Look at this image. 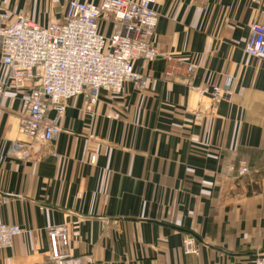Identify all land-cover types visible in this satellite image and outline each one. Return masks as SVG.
<instances>
[{"label": "crops", "instance_id": "obj_1", "mask_svg": "<svg viewBox=\"0 0 264 264\" xmlns=\"http://www.w3.org/2000/svg\"><path fill=\"white\" fill-rule=\"evenodd\" d=\"M70 1L0 0V14L46 27ZM155 9L158 56L134 64L145 86L101 91L94 104L86 94L67 100L51 142L20 133L29 90L8 81L0 60V222L22 230L0 264H51L47 231L56 226L81 264L264 257V61L243 51L250 25L264 23V0H156ZM98 26L110 35V23ZM211 86L230 96L198 93ZM241 164L247 174L229 170ZM186 236L197 255L183 254Z\"/></svg>", "mask_w": 264, "mask_h": 264}, {"label": "built area", "instance_id": "obj_2", "mask_svg": "<svg viewBox=\"0 0 264 264\" xmlns=\"http://www.w3.org/2000/svg\"><path fill=\"white\" fill-rule=\"evenodd\" d=\"M155 4L156 0H100L97 4L72 0L63 18L46 27L25 17L10 22L0 14L1 64L7 69L9 82L29 90L21 101L20 133L33 141H54L61 132L67 100L86 94L89 104H94L101 91L119 96L127 83L144 87L146 80L134 64L158 56L153 36L160 15ZM100 20L111 24L107 37L99 33ZM243 51L264 61V23L250 25ZM195 70V65L188 64L186 76L191 78ZM4 85L0 80V94ZM198 93L213 100L230 96L229 90L218 86L202 87ZM229 170L238 176L249 171L245 164ZM4 200L0 193V208ZM21 233L18 225L0 222V249L11 247L13 238ZM47 236L51 264H81L68 251L64 226L50 228ZM181 250L197 255L199 244L186 236ZM240 264H264V257Z\"/></svg>", "mask_w": 264, "mask_h": 264}]
</instances>
